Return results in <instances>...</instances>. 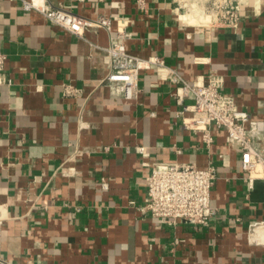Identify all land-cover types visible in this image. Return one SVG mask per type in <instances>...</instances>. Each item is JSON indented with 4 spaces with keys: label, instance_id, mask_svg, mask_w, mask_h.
<instances>
[{
    "label": "crops",
    "instance_id": "0c3cea01",
    "mask_svg": "<svg viewBox=\"0 0 264 264\" xmlns=\"http://www.w3.org/2000/svg\"><path fill=\"white\" fill-rule=\"evenodd\" d=\"M43 1L93 24L79 36L0 0L11 79L0 87V264H264V244L248 236L264 220V178L249 187L224 131L214 130L209 153L182 126L190 101L178 100L167 70L142 69L136 97L124 98L105 79L102 49L122 33L132 54L189 82L223 76L224 92L264 132V0H248L237 27L188 23L178 0H145L144 9L138 0ZM102 16L110 30L94 24ZM211 159L218 214L208 225L164 224L141 210L153 164L205 168Z\"/></svg>",
    "mask_w": 264,
    "mask_h": 264
},
{
    "label": "built area",
    "instance_id": "2783aa9c",
    "mask_svg": "<svg viewBox=\"0 0 264 264\" xmlns=\"http://www.w3.org/2000/svg\"><path fill=\"white\" fill-rule=\"evenodd\" d=\"M19 1L25 11L36 10L52 25L79 36L87 26L93 24L66 7H49L43 0ZM138 5L144 9L146 1L138 0ZM217 8L206 15L211 24L239 25L242 9L238 5L225 0ZM94 24L110 30L113 20L102 16ZM124 38L122 33H118L110 38L108 45L102 47L109 58L106 81L116 86L124 98L132 99L139 92L142 69L150 68L153 63L158 65V70H167L162 78L171 79L177 85L175 95L178 100L190 101L178 112L182 117V126L199 134L209 153L215 142L214 130L224 131L227 146L240 153L241 169L246 174L249 187L254 186L257 178H264V132L259 121L249 111L241 109L233 95L224 92V77L213 73L206 80L189 82L176 69H166L163 60L143 59L132 54ZM6 60V54L0 51V87L11 83L5 70ZM177 150L180 152V149ZM144 151V147H139L140 153L144 154ZM216 179L217 166L212 159L205 168L194 163H155L145 178L147 197L141 210L164 224L183 222L204 227L218 214V209L211 204V191ZM131 203L135 204L134 201ZM261 228H264V220L250 224L248 236L251 241L264 244L263 237L254 235Z\"/></svg>",
    "mask_w": 264,
    "mask_h": 264
},
{
    "label": "rangeland",
    "instance_id": "374dc122",
    "mask_svg": "<svg viewBox=\"0 0 264 264\" xmlns=\"http://www.w3.org/2000/svg\"><path fill=\"white\" fill-rule=\"evenodd\" d=\"M238 5L242 10L248 5V0H226ZM225 2V0H185L183 2L186 7L185 20L188 23H196L203 25H210V18L206 15L214 10H218L217 6Z\"/></svg>",
    "mask_w": 264,
    "mask_h": 264
},
{
    "label": "bare ground",
    "instance_id": "6f19581e",
    "mask_svg": "<svg viewBox=\"0 0 264 264\" xmlns=\"http://www.w3.org/2000/svg\"><path fill=\"white\" fill-rule=\"evenodd\" d=\"M185 17V16H184ZM261 231H264V228H261Z\"/></svg>",
    "mask_w": 264,
    "mask_h": 264
}]
</instances>
